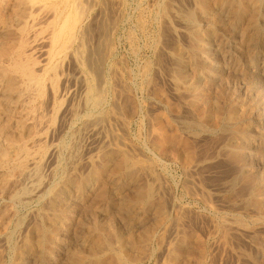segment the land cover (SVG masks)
I'll return each mask as SVG.
<instances>
[{
	"label": "bare ground",
	"instance_id": "1",
	"mask_svg": "<svg viewBox=\"0 0 264 264\" xmlns=\"http://www.w3.org/2000/svg\"><path fill=\"white\" fill-rule=\"evenodd\" d=\"M84 1L85 0H0V193L1 194L5 193L6 196L8 195L10 197V200L18 201L23 206L29 205L31 200L38 199L37 201L40 202L37 212L33 215L34 221L29 222L27 224L28 227L26 231H24L25 234L22 235V245H19V243L14 242L15 240L12 243L13 244L12 251L14 253V258L13 261L10 262V264H25L26 254H33L37 256L40 255L39 257H42L43 259L49 256L55 258L56 260V256H57L56 252L58 251L60 243L66 240L68 238V235L70 236V233L72 231L71 229L74 227L73 222L75 221L74 219L77 213L76 211L77 208L75 209V206L73 205L75 203L74 201L76 202L83 201L82 205L85 207L86 211L93 210L91 212H93L94 214H96V212L99 210L107 211L109 204L113 200V196H112L113 193L111 194L109 191L111 190L112 183L110 179L112 176H115L114 178L116 179V183L119 181L118 183L122 182L128 185L130 181L134 180L138 170L144 169L145 171V169H148L150 172L153 167V166L151 167V164L149 166H145V162L142 159L135 158L125 149L126 147L125 148L122 147L121 143H119L121 145L120 146L118 144V142L120 141L116 142L117 141L116 137L112 135L109 136V140L107 142H104V144H102V146L97 150L96 153L90 154L89 157L87 156L88 157L87 160L83 162L85 168L84 172L80 167L79 164L80 160L78 162H75L78 159L74 161L73 159L74 156L73 153L71 152L72 150L69 149L70 151H68V147H69L68 143H64V142H62L61 144L59 143L60 146L57 148L56 151L62 150L61 154L64 155L62 156L60 154L62 156L60 159L58 158V154L56 153V151L53 150V148L47 147L46 145V142L49 141L48 137L51 136V135L49 136L50 123H52L49 122L50 117L54 119L57 116H59L63 122L64 121L66 122L69 120L68 119L69 116L72 119L85 121L82 123H86V124L93 123L100 125V122H102L101 120H103L105 117L115 115L116 113L119 112V111L117 112L118 109L117 100L119 99L117 94H122V93H119V89L121 88L117 90V87L119 86L117 84L118 81L116 79H119L120 78L119 75L121 74L118 72L117 66L114 65V63L112 62L113 60L112 57L114 53L110 54L109 49L111 48H109L110 46H108L110 45L109 41L111 39L110 33L113 28L115 29V26L117 27L116 24L119 19L118 16L119 13H117L118 12L117 4H116L117 2L116 0H104V1L102 0L103 2L98 4L100 7L98 8L100 12L97 11L96 14L98 16H96V18L94 17L92 18L90 16V11H88V8L94 10L95 6L97 5L96 4L97 2L95 3L94 1L93 5L91 4V7H86ZM141 1L143 0H139L138 2ZM259 1L260 0H195L194 2L195 9L190 8L188 10L186 9V11L184 9L182 10L180 8L181 6H177L178 5L177 0H161L158 3L157 9H155L156 16L159 18L157 24L158 37L157 39L155 38L156 42L157 43L159 42L158 44L160 43L162 44V42H160L162 38L165 39V37H163V32L166 28H168L165 26V22L171 23L175 17L174 15L181 16V18L183 17L185 20L192 23V24L190 23L192 27L188 30L190 37L193 40L192 43L186 46L185 50H182L183 48L180 46L178 47V49H176V51L170 53L171 55H173V61H172L173 67H169V69L166 70L167 74L170 75V79L174 86L173 88H175L176 91L175 93L178 94L190 93V96L188 97V103L191 104V106L194 105L195 102L198 103V106H200L199 103L201 102H197V101H200L201 98L200 96L203 93L202 92L203 88L199 83L200 81L197 80L196 75L202 72L203 73L213 72L216 69L215 65L210 64L212 62L206 63L207 60L205 61L204 56L202 55V53H200V52H205L204 50L201 51V46L202 44L207 43L209 41V37L211 36L212 33H215L216 30L214 29V27H210L209 29L207 28L206 31L202 30V26L200 23L201 21L199 20L198 17L200 15L202 16L209 15L207 16V18H209L213 24L216 22L220 23L222 27L230 30L231 28L230 26H228L230 25L229 24L230 20L224 18L222 9L223 10L226 9V12L228 11L230 15L234 18L236 17L237 19L247 18V20L249 19V21H247L249 22V24L251 22L256 23L258 20L257 17L260 14L261 15L264 14V11L260 5L261 2L258 4ZM140 8L142 7L140 6L138 8L139 11ZM219 8H221V10H219ZM145 11L146 10H144V13L143 11H140L137 15L138 16L137 23L141 26V28L144 25L146 27V23H147L146 22L147 15L145 14ZM170 27L171 26H169V28ZM114 31H116V29ZM244 31H246L244 32V34H246L247 36L250 35L249 34L250 31H248L247 28H245ZM165 33L164 36H166ZM244 34L243 36H245ZM96 37L98 41L94 42V39ZM104 48H107V51L109 52L105 53ZM111 50L113 51V49ZM106 54L112 56L108 57ZM106 57L107 60L109 58V63H108L109 67L107 69V72L104 73L101 64L103 60L106 59ZM159 60L160 62L157 60L158 64L160 65L159 68L163 69V66L166 63H164L162 59ZM144 63L145 64L143 65L142 68V72H143L142 76L147 79V85L152 88L153 95L159 96V98L165 97V89L160 87V85L158 87L156 85V82H154L155 84L153 83L151 77L152 75L150 74L153 65L152 61H148ZM186 65L192 66V73L195 76V79H193L194 81L192 82H188L187 81L188 79H186V73L184 72L185 70H187V68L184 70V67ZM64 66L65 69L66 66L72 67L74 69V72L72 74L69 72L68 73L64 72ZM77 71H79L80 74H78ZM216 72L217 71H215V73ZM120 80L123 81L122 78ZM74 82H77L76 84H78L77 86H79L80 88V96L78 94L79 96L78 100L76 99L77 94H75L73 92V89L71 88V86L75 84ZM106 90H109L110 92L105 94ZM121 91L122 90H120V92ZM165 98L168 101L169 98L167 97ZM165 98L163 99L165 100ZM185 101L184 103H187ZM168 103H170V101ZM204 104H206V106L202 107L203 108L202 111L199 110L200 112L199 114L201 115L199 120L201 121V123H208V124L213 123L212 124L213 126L214 125L217 126V121L219 119V116L221 115V108L216 105V107L213 108L212 110V106H210V103H208L207 99L205 100ZM179 105H181V103ZM181 107L183 108L184 106ZM230 115H233V113L230 112ZM153 116H154L153 117L154 122L151 117H150L151 119L150 122L155 123L156 125L154 126L153 124L152 135H150L152 139H150V137L149 139L151 140L152 148H150V150L152 152V155L154 156L153 157L154 161L162 160V155L163 156L166 154L168 155V152L172 154L171 156L173 158L175 157L176 159L182 161L185 166H189L193 162L197 161L196 158L198 157L197 156L198 154L195 149V146L190 142L188 143L186 140H184V137H182L183 136L182 133L181 136H179L180 134L176 135V133H179L178 131H176V133H173L174 131L172 130V133H170L171 131H169V127L171 126V120L165 116V113L162 112L156 113L155 115L153 114ZM106 130L108 129H105V131ZM111 131L112 129L110 130V132ZM235 131L237 134L241 133L239 127H236ZM187 138L190 139L189 137H186L185 139ZM183 144L186 146L185 149L182 147L184 150L180 148V146ZM48 145L50 146L51 144ZM76 152L77 151L75 150L74 155H76L75 154ZM233 155H237L235 150L233 151ZM54 158L56 159L55 161H53ZM73 161H74L73 164L75 165L71 164V162ZM53 162H55L56 164L55 166L53 165L54 166L53 168H51ZM154 164L157 163L155 162ZM47 167L48 169L50 168L49 172H52V175L54 174L58 176L56 177L57 179L55 180V182L53 181L50 183L45 179L46 176L45 169ZM153 171L155 172L157 170H153ZM200 175H199V179H202L203 177L200 178L201 177ZM208 185L204 184L203 186L207 187ZM154 186L151 184L147 185L146 187L142 185L141 188L140 185L141 190L138 188V186L133 188V192L130 195L131 200L134 201L133 203L139 206H147L149 203H152V201H155L153 200V198L155 193L154 188H156V185ZM143 187L145 188L143 189ZM186 187L189 188V186ZM73 190L75 194L71 197L69 196V194ZM192 190H190V192ZM194 191L196 192V190ZM199 191L202 190L198 189L197 192L199 193ZM211 191L212 189L210 190V192ZM195 192H193L192 194L194 195ZM203 192L205 196L206 192L205 191ZM261 192L260 193L257 192L256 199L254 198L256 202L253 201L254 203L257 204V207L258 205L261 206ZM159 197L161 198L162 196L160 195ZM205 198L209 200L207 196H205L203 199ZM210 199H211V194H210ZM218 201L219 200H217L216 202ZM225 201L227 202V200ZM123 203L121 204L122 205L121 209L123 208ZM209 204L211 205V202ZM13 207L15 208L14 205ZM156 208L160 212L161 216L159 219H157V221L155 220L156 223L155 222H154L155 224L153 223L154 226L151 225L153 228L149 227L145 230L146 233L144 232L143 233L144 237H142L143 239L141 238L143 243L147 242L152 237L154 238L155 235L157 236L156 231L161 225H164L163 229H165L166 233L171 231L172 225L170 224L171 223L170 221L172 219V214H173L171 206L167 204L165 201L163 202L161 200L158 202ZM261 208L260 210H262ZM13 210L14 211L11 210V215H9L8 218H6L7 216L6 211L8 210L1 211L2 213L3 211H5L4 212L5 215L4 214L2 215L0 213V235H3L5 232H7L3 236L6 238L8 242H11L14 239L13 233L21 229L24 226V224H26L25 222L26 217L24 216L25 217L24 218L22 215H20L18 213V210L16 209ZM260 210L259 212L261 214L263 211L261 212ZM142 211L144 210L142 209ZM188 212L190 211L188 210ZM124 214L126 215V212ZM177 215H178V222H180L182 219H185L184 217H186V214L184 215L183 211L182 213L180 214L178 213ZM177 215H174L173 218ZM240 217L241 216H239V220ZM193 218L194 217L189 218L187 220L190 219L193 220ZM138 219L139 218H137L136 221H138ZM185 222L181 225H184ZM242 222L243 221L240 220L239 223L242 224ZM102 225H103L102 223L101 224L99 223V220L95 219L90 227L92 228V233H89L87 234L88 236L87 235L85 236L87 238L93 236L92 238H90L89 243L87 242L90 251L88 252V257L86 260L82 261V259L80 258L82 262L79 261L81 263H78L77 258L79 257L76 256L77 257L76 259L75 256L74 257L71 256L67 258L69 256L68 255L65 258L66 259L65 261L61 260L62 263L84 264L85 262L86 264H104L106 262V259L110 260L114 258H115L114 260L117 259L116 260L117 264L130 263V261H132L131 259L133 258V256L131 258V256H129L128 253H126L127 251L125 250V247L123 245L124 243L121 240V236H122L120 235L121 232L114 226L113 223L111 224L109 229L105 228ZM244 225H246V223ZM85 227L87 228V226ZM154 228H157L156 231H154ZM10 229L11 231H9ZM229 232L230 230H228L227 228L223 229L222 231L223 233L222 238L225 239V241L226 240L228 241ZM162 237L164 236L162 235ZM170 237L171 236L169 235V239ZM187 238L188 237L182 239V241H179L180 237H178L177 239L180 243H177V245L175 243L174 246L172 245L173 242L176 241V239L173 240V238H171L173 242L171 245L170 244L169 245L172 248H170L171 249L170 250L168 247H166L169 255L165 253L167 255L166 257L169 256L167 258V262L165 260L167 264H182L185 260L184 258L194 254V251H192L193 252L192 253L189 248L187 247H186L187 249L185 248V242ZM229 239L234 240L233 236H229ZM229 244L232 243H228V245ZM194 245H196V243ZM238 245L239 244H237V246ZM74 250L75 249H73V252L75 253L76 250L75 251ZM203 251H205V248ZM84 253H82L84 256L82 254L80 255L82 258L85 257L86 255ZM107 254H111L113 258H109V255L107 258ZM202 255L200 259L197 260V264H204L203 261L205 259L203 260L204 255L203 256ZM166 257L164 259H166ZM196 257H199V255ZM196 257L194 259H196ZM1 259H3V257ZM3 261L0 260V264H5V262Z\"/></svg>",
	"mask_w": 264,
	"mask_h": 264
},
{
	"label": "rangeland",
	"instance_id": "2",
	"mask_svg": "<svg viewBox=\"0 0 264 264\" xmlns=\"http://www.w3.org/2000/svg\"><path fill=\"white\" fill-rule=\"evenodd\" d=\"M94 1L95 3L97 2L96 3L97 5L95 6L94 10L88 8V11H90V16L92 18L93 17L96 18V16H98L96 15L97 11H99L98 8H100L98 4L102 3L104 0L103 1L85 0L84 2L86 4V7H91V4L93 5ZM138 1L139 0H116L117 11H118L117 13H119L118 14L119 19L116 24L117 27L114 24L116 31H114L115 29L113 28L110 33L111 39L109 41L110 45L108 46H110L109 48L113 49V51L111 49H109V51L110 54L114 53L112 57L113 59L112 62L114 63V65L117 66V70L121 74L119 75L120 78L116 79L118 81L117 84L119 86L117 87V90L121 88L119 89V93H122V94H117V96L119 97V99L117 97L118 99L117 112L118 111L119 112L116 113L115 115H112L113 117L112 116L105 117L103 120H101L102 122H100V125L93 123H87V124L82 123L85 121L72 119L69 116H68L69 120L66 122L65 121L63 122L59 116H57L54 119L50 117L51 119L49 118V122L52 123H50L49 136L50 135L51 136L48 137L49 141L46 142V145L47 147L53 148V150L56 151L57 148L60 146L59 143L60 144L62 142L68 143L69 146L68 151L72 150L71 152L73 153L74 161L78 159L75 162H78L80 160L79 164L82 171L84 172L85 168L83 162L87 160L90 154L96 153L97 150L102 146V144H104V142H107L109 140V136L112 135L116 137L117 140L116 142L120 141L118 142V144L121 143L123 148L126 147L125 149L130 154H132L135 158L142 159L145 162V166H149L151 164V167L152 166L153 167L150 172L148 169H145V171L144 169L138 170L134 180L130 181L128 185L122 182L118 183L119 181L116 183V179L114 178L115 176H112L110 179L112 185H111V190L109 191L111 194L113 193L112 194L113 200L109 204L107 211L99 210L96 212V214H94L93 212H91L93 210L86 211L85 207L82 205L83 201L82 202L74 201L75 203L73 205L75 206V209L77 208L76 209L77 213L74 219L75 221L73 222L74 227L71 229L72 231L70 233V236L68 235V238L60 243L58 251L56 252L57 253L56 260L55 258L49 256L43 259L42 257H39L40 255L37 256L33 254H26L25 264H58L59 262H61L59 264H64L62 263V261H65L66 260L65 258L68 255L69 256L67 258L71 256L72 257L75 256L76 259L77 257H79L77 258L78 261L76 260L78 263H81L82 261L86 260L88 257V252L90 251L88 243L90 238H92L93 236L89 238L85 236L89 233H92V228L90 227L95 219L99 220V223L100 224L102 223L103 224L102 226L108 229L113 223L114 226L121 232L120 234L122 235L121 240L124 243L123 245L125 247V250L127 251L126 253H128V255L131 256V258L132 256L134 258V259L132 258L131 259L132 261H130V263L128 264H165L167 262V258L169 257V256L166 257L167 256L166 254L169 255L166 247L170 249L172 248L170 245L172 244L174 239H176V241L173 242L172 246H174L175 243L177 245V243H180L179 241H182V239L186 237L188 238L185 242V248L186 247L189 248L191 252L194 251V254H192L189 257H186L188 259L184 258L187 261L186 262L184 260L183 263L185 264H187L188 262L190 264L191 263L197 264V260L200 259L203 252H204L203 253L204 256L202 255L203 260L205 259L203 261L204 264H252V263L264 264V245H263L264 244V214H263L264 213V205H263L264 203V196H263L264 195V189H263L264 188V14L262 15L260 14L257 17L258 20L256 23L251 22L249 24V22H247L249 21V19L248 20L247 18L237 19V17L234 18L230 15L228 11L226 12V9L224 10L222 9L224 18L230 20L229 23L230 25L228 26H230L231 31L229 29L222 27L220 23L216 22L217 24L216 23L213 24L211 20L207 18V16L209 15L207 16L200 15L198 17L199 20L201 21L200 23L202 26V30L206 31L207 28L209 29L210 27H214V29L216 30L215 33H212L211 36L209 37V41L207 43L202 44L201 51L204 50L205 52H200V53H202V55L204 56V60L205 61L207 60L206 63L212 62L210 64L215 65L216 67L215 71L217 72L216 73L215 71L207 72V73L202 72L203 74L198 73L196 75L197 80L200 81L198 82L201 84L203 88L202 90L203 93L200 96L201 97L200 101H197V102H201L199 103L201 107L198 106V103L195 102L194 105H196L197 106L196 107L194 105L191 106V104L188 103V97L190 96V93L189 94L175 93L176 91L175 88H173L174 86L170 79V75H168L166 72V70L169 69V67H173L172 66L173 55H171L170 53L176 51V49H178V47L180 46L183 48L182 50H185L186 46L192 43L193 40L191 39L188 31L192 27L191 25L192 23L185 20L183 17L181 18V16L174 15L175 16L173 19L174 22L173 21L171 23L165 22V26L168 27L163 32V37H165V39L162 38L160 41L162 42V44L161 43L158 44L159 42L157 43L156 39L158 37L157 24L159 18L156 16L155 9H157L158 7L157 5L161 0H143L144 2L143 1L138 2ZM194 2L195 0H177V4H178L177 6H181L180 8L182 10L184 9L185 11L186 9L188 10L190 8L195 9ZM260 2H261L260 4L261 8L264 11V0H260L258 4ZM140 6L142 7L140 8V11H143L144 13V10H146L145 14L147 15L146 27L144 25L142 28L137 23L138 22L137 15L140 12L138 8ZM219 10H221V8H219ZM148 22L151 23L149 24ZM169 26L171 27L169 28ZM245 28H247L248 31H250L249 32L250 35L247 36L246 34H244V32H246L244 31ZM164 33L166 36H164ZM243 34L245 36H243ZM97 41L98 39L96 37L94 39V42ZM109 51H107V48H104L105 53L106 52L108 53ZM107 56L111 57L112 55L108 54ZM159 59H162V61L166 63L164 64L163 69L159 68L160 67V65L158 64V61L160 62ZM104 60H103L104 63L102 62L101 64V67L103 72L106 73L109 67L108 66L109 58L107 60L106 57V59ZM148 61H152L153 64L152 71L150 72V74L152 75L151 77L153 83L156 82V85L158 87L160 85V87L165 89V97L169 98L168 101L165 97L159 98V96L153 95L152 88L147 85V79L142 76L143 75L142 68L143 65L145 64L144 62H148ZM186 66L184 67V70L187 68V70L184 71L186 73V79H188L187 80L188 82H192L194 81L193 79H195V76L192 73V66L191 65L190 66L186 65ZM72 69L73 68L70 66H66L65 69L64 66V72L67 73L69 72L72 74L74 72V69L73 71ZM77 72L78 74H80L79 71ZM121 78L123 81L120 80ZM74 83L75 84H73L71 88L73 89V92L77 94L76 99L78 100L79 99L78 97L80 96V88L79 86H77L78 85L76 84L77 82ZM120 90H122L123 92L122 91L120 92ZM109 92H110L109 90H106L105 94ZM163 98H165V100ZM182 98L184 101L187 99L185 102H187L188 104L184 103ZM206 99L208 100V103H210V106H212V110L213 108L216 107V105L221 108V115L219 116V119L217 121V126L215 125L213 126L212 125L213 123L210 124L201 123V121L199 120L201 116L199 114L200 113L199 110L202 111L203 109L202 107L206 106V104H204ZM169 101L170 103H168ZM180 103L181 105H179ZM181 106H184L183 108L185 109H183ZM161 112L165 113V116L171 120V126L169 127V131H171L170 133H172V130L174 131L173 133H176V131H178L179 133H176V135L180 134L179 136H181L183 134L182 137H184V140H186L188 143L190 142L195 146L198 157L196 158L197 161L193 162L191 165L185 166L182 161L176 159L175 157L173 158L171 156L172 154L169 152L168 155L167 154L164 156L162 155L163 161L162 160L154 161L153 159L154 156L152 155V152L150 150V148H152L151 140H150L152 139V137L150 135H152L153 124L154 126L156 124L150 122L151 121L150 117L154 122L153 114L155 115L156 113H161ZM230 112H232L233 115H230ZM53 121L55 122V124ZM236 127H239V130L241 132L240 134L236 133L235 131ZM105 129L108 130L105 131ZM111 129L112 131L110 132ZM185 136L189 137L190 139L188 138L185 139L186 138ZM48 144L51 145L49 146ZM182 147L184 149L186 148L184 144L180 146L181 149H183ZM75 150L77 151L75 153L76 155H74ZM234 150L236 151L237 155H233ZM61 151L60 150L56 151L59 159L62 156H64L63 154H61ZM55 160L56 159L54 158L53 161ZM74 161L71 162V164H73ZM155 162L157 164H154ZM55 164L56 163L53 162L51 168H53ZM153 170H157V171L154 172ZM49 171L50 168L48 169L47 167L45 169V173H46L45 179L50 183L53 181L55 182V180L57 179L56 177L58 176L54 174L52 175V172ZM149 173L150 174L153 173V174L150 175ZM199 175L201 176L200 178L203 177L202 179L205 180L199 179ZM149 184L153 186L156 185V188H154L155 193L153 198V200L155 201H152V203H149L150 205L148 204L147 206H139L133 203L134 201L131 200L130 198V195L133 192V188L138 186V188L140 189V185L142 188V185L146 187ZM204 184L205 185L209 184V185L206 187L203 186ZM186 186H189V188L191 187L192 189L196 188L194 189L196 190V192L191 188L189 189ZM221 186H223L224 188ZM145 187H143V189ZM198 189L202 191H199L198 193L197 192ZM211 189L212 191L210 192ZM190 190L192 191L190 192ZM186 191L188 194L189 193L190 194L188 195ZM203 191L206 192L205 196H207L209 200L205 198L206 199L205 201V199H203L205 197ZM193 192H195L194 195L192 194ZM257 192L259 193L261 192V206L258 205V207L257 204L253 202L256 199ZM74 194L75 193L73 190L70 192L69 196L72 197ZM159 194L162 196L161 197L162 199L159 197L160 196ZM210 194H211V199H210ZM37 200L38 199L31 200L29 205L23 206L18 201L10 200V197L8 195L6 196L5 193L3 194L0 193V213L2 215L3 214L5 215L4 213L5 211H3L2 213L1 212L2 210H8L10 211V212L6 211V215H7L6 218H8L9 215H11V210L14 211L13 209H16L18 210V213L20 215L26 217V218L24 217L26 224H24V226L18 230L20 232L16 231L15 233H13L14 239L11 242H8L6 238L3 236L7 232H5L3 235H0V254H1L0 260L2 261L4 260L3 262H5V264H10V262L13 261L14 258V253L12 251L13 241L15 240L14 242H17L19 243V245H22V235L25 234L24 231H26L28 227L27 224L29 222L34 221L33 215L37 212L39 208L40 202ZM161 200L163 202L165 201L172 208L173 214H172V219L170 221L171 222L170 224L172 225V226L170 225L171 231L166 233L165 229H163L164 225H161L159 226L158 229L154 228V231H156L157 229L156 231L157 236L155 235L154 238L152 237L150 240L143 243L141 240V238L144 237L143 233L147 228L149 227L153 228L152 226H154L157 219H159L161 216L160 212L156 208L158 202ZM217 200L219 201L216 202ZM225 200H227V202ZM210 202L211 205L209 204ZM122 203H123V208L121 209ZM13 205L15 206V208L13 207ZM211 206L213 208L216 207L217 209L216 208L213 209ZM18 207L20 210L18 209ZM260 208L262 210H260ZM142 209L144 211H142ZM188 210L190 212H188ZM259 210L263 212L260 214ZM182 211L184 215L186 214V217H184L185 219L189 216L187 219L194 217L193 220L190 219L192 220L190 221L187 219L186 220L182 219L180 222H178L177 214L182 213ZM125 212L127 216L124 214ZM174 215L177 216L173 218ZM239 216H241L240 220L243 221L242 224L239 223L240 222ZM132 218H134L135 220ZM137 218H139L138 221H136ZM108 219H110L111 221ZM175 221L177 224L175 223ZM184 222L185 224L181 225ZM245 223L246 225H244ZM85 226H87V228ZM226 228L230 230L229 236H233L234 240L237 239L236 241L238 242L234 241L233 239L230 240L229 236H228V241L230 242H228L227 240L225 241V239L222 238V234H223L222 231L223 229ZM9 231H11V229ZM162 235L164 237H162ZM169 235L171 236L170 239H169ZM178 237H180L179 241L177 239ZM192 237L193 238L195 237L196 239L194 238L195 239L194 240ZM171 238H173V240ZM187 241L188 242L190 241L191 243L190 242L188 243ZM195 243L196 245H194ZM228 243H232V244L228 245ZM167 244L170 245L168 246ZM237 244L239 245L237 246ZM230 245L233 246L231 247ZM204 248L205 251H203ZM73 249L75 250L77 249L76 251L74 250L75 253L73 252ZM244 249L246 252L244 251ZM3 250L5 253L3 252ZM82 253L86 254L85 257L83 258L80 256ZM108 255L109 258H113L111 254H107V258ZM198 255L199 257H196ZM2 257L3 259H1ZM165 257L166 259H164ZM195 257L196 259H194ZM80 258L82 259V261ZM114 259H110V260L106 259V262L104 264L106 263L117 264L116 261L117 259L116 260ZM84 264L86 263L84 262Z\"/></svg>",
	"mask_w": 264,
	"mask_h": 264
}]
</instances>
